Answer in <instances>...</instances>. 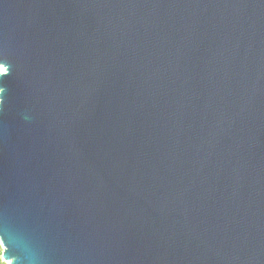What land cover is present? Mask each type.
I'll return each instance as SVG.
<instances>
[{
    "label": "water",
    "instance_id": "1",
    "mask_svg": "<svg viewBox=\"0 0 264 264\" xmlns=\"http://www.w3.org/2000/svg\"><path fill=\"white\" fill-rule=\"evenodd\" d=\"M0 69L4 263L264 264V0H0Z\"/></svg>",
    "mask_w": 264,
    "mask_h": 264
},
{
    "label": "trees",
    "instance_id": "2",
    "mask_svg": "<svg viewBox=\"0 0 264 264\" xmlns=\"http://www.w3.org/2000/svg\"><path fill=\"white\" fill-rule=\"evenodd\" d=\"M0 264H6L2 261V248L0 246Z\"/></svg>",
    "mask_w": 264,
    "mask_h": 264
},
{
    "label": "snow or ice",
    "instance_id": "3",
    "mask_svg": "<svg viewBox=\"0 0 264 264\" xmlns=\"http://www.w3.org/2000/svg\"><path fill=\"white\" fill-rule=\"evenodd\" d=\"M7 75V73H5V75L4 76H6ZM0 91H3L2 89H0ZM5 255V254H4Z\"/></svg>",
    "mask_w": 264,
    "mask_h": 264
},
{
    "label": "rangeland",
    "instance_id": "4",
    "mask_svg": "<svg viewBox=\"0 0 264 264\" xmlns=\"http://www.w3.org/2000/svg\"><path fill=\"white\" fill-rule=\"evenodd\" d=\"M0 72H2V69H0Z\"/></svg>",
    "mask_w": 264,
    "mask_h": 264
}]
</instances>
